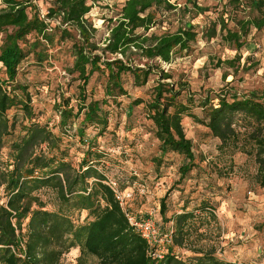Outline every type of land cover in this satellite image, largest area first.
I'll list each match as a JSON object with an SVG mask.
<instances>
[{
    "label": "trees",
    "instance_id": "obj_1",
    "mask_svg": "<svg viewBox=\"0 0 264 264\" xmlns=\"http://www.w3.org/2000/svg\"><path fill=\"white\" fill-rule=\"evenodd\" d=\"M92 1L0 0V33L5 35L0 48V152L6 146L10 149L7 164L0 165V189L8 197L0 205V264H63L62 257L73 248L80 251L76 264H233L212 250H194V256L181 259L176 248L186 245L194 213L168 218L165 197L161 201L165 229L158 228L163 234L173 232L172 243L164 258L153 257L147 241L130 225L129 211L117 200L108 176L98 169L105 153L94 152L91 146L76 167L62 149V135L37 121L28 88L18 76L31 53L43 64L57 38L59 43L71 41L73 62L67 71L77 74L80 81V104L76 109L69 98L62 97L55 108L61 113L58 125L64 133L82 141L89 126L106 123L103 106L108 99L129 96V77L132 86L144 87L157 68L160 77L146 107L160 142L158 164L170 152L182 155L187 163L180 168L181 179L198 166L193 142L182 123L189 115L219 139V151L254 157V179L264 189V88L244 95L227 90L208 95L201 104L204 116L198 118L189 114L188 104L179 101L184 87L177 90L181 84L169 82L173 75L154 64L171 65L176 57L188 56L200 36L209 41L220 35L241 51L252 30L264 29V0H228L225 7L241 14L235 19L236 30L229 27L231 16L223 15L202 31L190 19L174 32L161 34L151 31L162 28L168 15L180 14L184 21L186 11H191L181 10L171 0H125L115 17L104 20L108 37L101 42L96 40L98 29L87 17ZM190 3L196 14L208 11L196 0ZM39 4L49 7L42 9ZM238 62L241 56L220 59L217 67L235 68ZM95 74L103 79L105 97L88 103L87 86ZM141 103L144 100L137 99L131 108ZM44 189L54 193L52 209L41 197ZM82 212L87 214L80 223L75 218ZM171 221L173 225L166 228Z\"/></svg>",
    "mask_w": 264,
    "mask_h": 264
},
{
    "label": "rangeland",
    "instance_id": "obj_2",
    "mask_svg": "<svg viewBox=\"0 0 264 264\" xmlns=\"http://www.w3.org/2000/svg\"><path fill=\"white\" fill-rule=\"evenodd\" d=\"M124 1L91 2L92 10L87 17L98 29L97 41L108 37L104 20L115 17ZM191 1L194 0H171L181 10L187 7L191 12L186 11L184 21H181L180 14L168 15L163 27L154 28L151 32H174L182 22L190 19L202 31V28L218 22L223 15L224 18L231 16L229 27L237 29L235 19L241 14L231 6L225 7L228 0H196L200 6L208 8L200 14L192 11ZM39 5L42 9L49 7L48 4ZM4 38L5 35L0 33V48ZM55 42L49 50L50 58L43 64L37 63L31 53L22 64L18 81L28 88L37 121L62 135V149L69 154L72 163L78 167L84 151L91 146L94 152L105 153L98 169L125 196L123 208L135 216L153 218L163 229L161 201L164 197L168 218L185 211L193 212L189 239L184 247L176 248L181 259L194 256V250H212L219 259L233 264H264V189L254 179L257 170L254 157L219 151V139L212 137L204 125L186 115L182 123L186 136L193 142L198 166L181 179L180 168L187 163L182 155L170 152L158 164L160 142L146 107L152 88L160 77L157 68L144 87L135 88L127 77L129 96L119 97L116 101L108 99L109 103L103 106L105 124L89 126L82 141L77 136H67L58 125L61 113L55 105L65 97L77 109L80 104V81L77 74L67 71L73 62L69 51L71 41L59 43L57 38ZM247 42L241 51H237L220 35L209 41L200 36L188 56L176 57L171 65L161 61L154 64L173 75L169 82L181 84L176 87L177 90L184 87L179 101L188 104L189 114L203 118L201 104L208 95L215 96L224 90L244 95L264 88V29L252 30ZM236 56H241V62L235 68L217 67L218 60L234 59ZM102 81L98 74L91 78L87 86L88 103L105 97ZM137 99L144 100V103L131 108V103ZM214 102L217 104V100ZM14 114L15 110L11 111L10 117ZM83 117L82 114L80 120ZM9 154L8 146L0 152L1 166L7 164ZM53 194L50 189L42 190L41 197L47 202L48 209H52ZM7 201L6 192L0 189V205ZM86 214H77L75 219L81 223ZM173 222L168 223L166 228ZM79 256V249L73 248L62 257L61 263L76 264Z\"/></svg>",
    "mask_w": 264,
    "mask_h": 264
},
{
    "label": "built area",
    "instance_id": "obj_3",
    "mask_svg": "<svg viewBox=\"0 0 264 264\" xmlns=\"http://www.w3.org/2000/svg\"><path fill=\"white\" fill-rule=\"evenodd\" d=\"M41 15L44 19H47L43 11ZM116 198L124 207L125 196L117 191L113 187ZM126 216L129 220L131 226L147 241L150 247V254L155 257L162 259L164 255L167 254L170 250V245L172 243V231L171 233L163 234L159 228L157 222L151 217H139L135 216L130 212L126 213Z\"/></svg>",
    "mask_w": 264,
    "mask_h": 264
}]
</instances>
